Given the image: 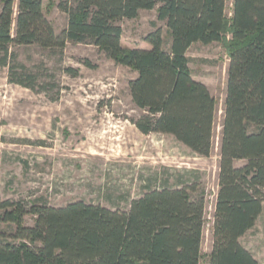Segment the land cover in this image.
Here are the masks:
<instances>
[{
	"label": "trees",
	"instance_id": "1",
	"mask_svg": "<svg viewBox=\"0 0 264 264\" xmlns=\"http://www.w3.org/2000/svg\"><path fill=\"white\" fill-rule=\"evenodd\" d=\"M45 1L0 0V66H10L12 82L34 89L36 80L25 66L14 73L13 46L95 45L137 72L129 91L143 114L133 124L172 135L202 157L214 149L217 100L193 77L187 52L197 42L223 43L229 64L209 264H260L240 239L264 203V0H233L231 17L227 0H49L68 14L61 32ZM154 8L170 31L169 49L161 28L145 37L150 49L124 47L119 22ZM197 179L151 189L128 210L83 200L61 207L0 201V223L11 229L0 230V264H200L207 200Z\"/></svg>",
	"mask_w": 264,
	"mask_h": 264
},
{
	"label": "rangeland",
	"instance_id": "2",
	"mask_svg": "<svg viewBox=\"0 0 264 264\" xmlns=\"http://www.w3.org/2000/svg\"><path fill=\"white\" fill-rule=\"evenodd\" d=\"M232 10L233 0H227V16ZM44 11L57 32L67 27L68 14L55 1L46 0ZM119 24L126 48L150 49L145 37L157 28L163 47H170V31L158 19L157 8ZM12 51L14 73L25 66L24 73L35 74L36 80L34 89L14 83L10 66H0V201L61 207L83 200L128 210L151 189L198 178L207 200L200 264H209L229 64L223 43L197 42L187 52L193 77L217 100L214 149L208 157L194 154L172 135L142 133L132 120L143 111L129 91L137 72L115 63L95 45L68 43L63 50L13 46ZM25 222L34 225L35 216L26 215ZM8 227L0 223V230ZM240 241L264 264V203L255 226Z\"/></svg>",
	"mask_w": 264,
	"mask_h": 264
}]
</instances>
